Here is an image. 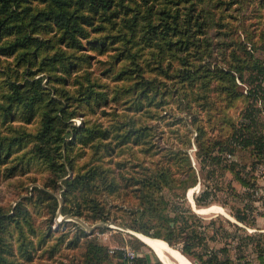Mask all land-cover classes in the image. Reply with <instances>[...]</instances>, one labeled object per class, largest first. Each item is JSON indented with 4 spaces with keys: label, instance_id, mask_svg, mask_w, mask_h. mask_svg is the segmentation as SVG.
<instances>
[{
    "label": "trees",
    "instance_id": "trees-1",
    "mask_svg": "<svg viewBox=\"0 0 264 264\" xmlns=\"http://www.w3.org/2000/svg\"><path fill=\"white\" fill-rule=\"evenodd\" d=\"M263 164L264 0H0V179L40 175L0 205V264H126L98 223L192 263L261 261L244 227ZM227 174L231 232L185 200L200 185L209 207ZM134 242L130 264H161Z\"/></svg>",
    "mask_w": 264,
    "mask_h": 264
},
{
    "label": "rangeland",
    "instance_id": "rangeland-1",
    "mask_svg": "<svg viewBox=\"0 0 264 264\" xmlns=\"http://www.w3.org/2000/svg\"><path fill=\"white\" fill-rule=\"evenodd\" d=\"M74 122L76 124H79L80 123V120L79 119H75ZM160 127H161V130H162V133L163 136H164V139H167L169 140V142L171 141H175L174 139L170 138V134L169 132L167 131V129L163 126V123L160 124ZM166 140V142H168ZM177 143V142H175ZM141 150L138 149L137 151H135L134 153V160H133V164H137L138 161L142 160H146L147 158L140 152ZM191 154L193 152V149L190 150ZM129 154L126 156H124L125 158L129 159ZM145 157V158H144ZM192 162L193 164L195 165L196 164V161L194 159V157L192 156ZM130 166V165H128ZM261 166H264L261 165ZM259 167H257L258 169ZM256 169V170H257ZM256 174V172H255ZM33 175H35V178H36V182L35 183H31V180L29 178H27L28 176L30 177H34ZM28 176H25V177H18L16 179H13L11 181H4L2 182V179H0V205H3L4 207L6 208H10L14 205V203L20 198V197H23L24 195H26L29 191H31V188L33 186H39L40 185V182H39V177L40 175L38 174H35V173H30V175ZM261 177L260 174H256V177ZM228 183H233V186H235V189L237 191L240 190V186L237 185V183H235L234 181H232V177L227 174L226 177H225V182L219 184V186H221L223 188L222 191H219L216 193V200L215 202L212 203V205H210L209 207L211 206H217L218 208H221L224 213L230 217V220L228 217H226V215H222V214H219V213H215V212H209V213H206V212H198L199 210H202V209H206V208H200V209H197V207L193 206V197L195 195H198V193L201 191V186L198 185L194 188H191V189H194L192 194H191V199L192 200H189V195H188V190L186 195H185V200H186V203L192 208L194 209L195 213L202 217L205 221H209L210 219H215V218H221L223 221H229L231 223H236V221L231 217L230 215V207L233 205V206H239L241 207V203L238 202V201H235V200H232V198L229 196V192L227 191V188H226V185ZM189 197V198H188ZM129 198L126 197L125 195H121V196H116L115 197V201L118 202V203H126V205L128 204V202H130V200H128ZM222 201H226L227 202V205L226 206H222L221 202ZM238 202V203H236ZM195 205V204H194ZM254 205H255V202H254ZM250 217H254L256 215L255 212H253L252 214H249ZM68 220V219H67ZM62 221V216H60L59 214L57 215V218H56V223L57 224H60ZM222 222V225L227 229L229 230L230 232L233 231V229L227 225L226 223ZM81 222V221H80ZM98 224H103V223H98ZM96 224V225H98ZM237 224V223H236ZM85 225V224H84ZM237 225L239 226H243L241 225L240 223H238ZM99 227H107V228H110L111 230H106L100 234H97L98 236V239L99 241L106 245L108 248H110L111 250H116V249H121V248H124V247H129L131 249V245L129 243H133L134 245L135 244V240L138 239L136 238L137 237V233H134V232H131V231H128L126 229H122L120 227H117L115 225H112V224H107V223H104L103 226H99ZM56 227L54 226L53 229H55ZM92 231V230H91ZM134 234L136 235V237L134 236ZM139 240V239H138ZM126 241V243H125ZM225 240L221 241V238H220V235H217L216 236V240L214 242H207L208 243V246L211 247V248H219L220 246L223 245ZM144 244V243H143ZM140 252H145V253H152L149 248H147L146 246L140 248ZM153 255V254H152ZM154 258V257H153ZM155 259V258H154ZM192 263V262H191Z\"/></svg>",
    "mask_w": 264,
    "mask_h": 264
},
{
    "label": "bare ground",
    "instance_id": "bare-ground-1",
    "mask_svg": "<svg viewBox=\"0 0 264 264\" xmlns=\"http://www.w3.org/2000/svg\"><path fill=\"white\" fill-rule=\"evenodd\" d=\"M194 189L188 191L189 200L191 199V194ZM198 212H215L222 215H226L221 208L217 206L207 207L206 209L199 210ZM230 219L229 216L226 215ZM137 238L142 241L150 249L154 250L157 258L162 264H192L188 259L186 260L183 255H181L179 250L169 247L166 243L157 239H150L141 235H137Z\"/></svg>",
    "mask_w": 264,
    "mask_h": 264
},
{
    "label": "crops",
    "instance_id": "crops-1",
    "mask_svg": "<svg viewBox=\"0 0 264 264\" xmlns=\"http://www.w3.org/2000/svg\"><path fill=\"white\" fill-rule=\"evenodd\" d=\"M256 185H257V190H260V192H261V198H260L261 200L257 204L253 205L254 208H256V213H257L255 215V226L253 228H247V227H244V228H245V230H246V232L248 234H251V235H263L264 236V176L257 177ZM125 243H126V241H125ZM146 247L149 248L148 246H146ZM149 250L152 253L149 254V252L148 253L141 252V254L148 258L149 263H153L154 262V258L153 257L155 256L157 258V256H156L154 250H152L150 248H149ZM246 262H247V264H263L264 259H262L260 261L258 259L249 258V259H247Z\"/></svg>",
    "mask_w": 264,
    "mask_h": 264
},
{
    "label": "built area",
    "instance_id": "built-area-1",
    "mask_svg": "<svg viewBox=\"0 0 264 264\" xmlns=\"http://www.w3.org/2000/svg\"><path fill=\"white\" fill-rule=\"evenodd\" d=\"M256 174H260L261 176H264V166H259V168L256 170ZM253 197L255 199V204H257L260 201L261 198V192L260 190H255ZM125 252V260L127 261L126 264H130L131 260H133L136 257V253L130 249L129 247L122 248Z\"/></svg>",
    "mask_w": 264,
    "mask_h": 264
},
{
    "label": "water",
    "instance_id": "water-1",
    "mask_svg": "<svg viewBox=\"0 0 264 264\" xmlns=\"http://www.w3.org/2000/svg\"><path fill=\"white\" fill-rule=\"evenodd\" d=\"M193 206H195L194 205V202H193ZM193 211H194V209H193ZM195 212V211H194ZM83 226L84 227H86V225H84L83 224ZM99 226H103V224H98V225H95V226H93V227H90V228H87L89 231H91V230H94L95 228H97V227H99ZM134 236L136 237V235L134 234ZM137 238V237H136ZM151 239V238H150ZM164 242V241H163ZM165 243V242H164ZM182 255V254H181ZM184 257V256H183ZM185 258V257H184ZM186 259V258H185ZM159 260V259H158ZM187 260V259H186ZM160 261V260H159ZM161 262V261H160ZM192 264H197V262H194V263H192Z\"/></svg>",
    "mask_w": 264,
    "mask_h": 264
}]
</instances>
